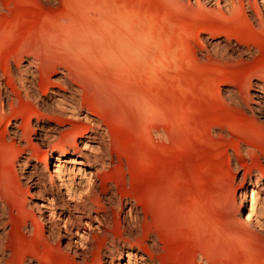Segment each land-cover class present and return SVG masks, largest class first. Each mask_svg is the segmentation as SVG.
I'll list each match as a JSON object with an SVG mask.
<instances>
[{
	"label": "rangeland",
	"instance_id": "374dc122",
	"mask_svg": "<svg viewBox=\"0 0 264 264\" xmlns=\"http://www.w3.org/2000/svg\"><path fill=\"white\" fill-rule=\"evenodd\" d=\"M202 1L0 0V55L11 60L19 54L46 55L73 71L98 72L102 68L93 53L102 52L96 46L99 38L108 46L124 48L127 72L98 74L117 95L132 99L124 111L135 121V134L125 126L123 143L149 167L148 176L136 177L138 196L153 205L166 225L176 215L190 222V238L179 240L175 250L190 252L196 264H206L201 254L215 257L218 264H264V231L239 226L237 213L242 175L252 169L247 181H254L261 166L249 157L237 162L233 152L234 141L264 145V126L250 111L258 94L253 79L262 77L264 85V32L219 13L214 2ZM225 33L239 36L254 53L240 60L208 59L198 52L196 42L187 46L190 36L223 39ZM157 52L167 54L168 61L152 75L140 60ZM43 77L54 83L59 74L47 71ZM244 96L247 105L241 100ZM50 97L48 104L55 106L59 97ZM151 125L160 129L163 139L151 136ZM2 151L0 136V171L9 172ZM256 153L264 165L263 156ZM15 170L20 177L17 164ZM30 195L19 197H26L30 205L39 202L31 190ZM16 224L13 214L8 244L13 251H25L35 241L40 223L30 233H21ZM64 244L60 240L61 247Z\"/></svg>",
	"mask_w": 264,
	"mask_h": 264
},
{
	"label": "bare ground",
	"instance_id": "6f19581e",
	"mask_svg": "<svg viewBox=\"0 0 264 264\" xmlns=\"http://www.w3.org/2000/svg\"><path fill=\"white\" fill-rule=\"evenodd\" d=\"M195 2L200 5L199 0ZM202 2H214L219 13L264 32V0ZM194 42L208 59L240 60L254 53L239 36L228 33L223 39L190 36L187 46ZM96 46L102 47V52L93 53L102 68L99 73L127 72L124 48L108 46L102 37ZM166 61L168 55L157 52L141 59L140 65L150 67L155 75ZM47 71L59 74L56 82L44 79ZM98 72L73 71L67 63L46 55L19 54L12 60L0 55V124L5 123L0 136L3 162L10 170L0 171V264H196L190 252L175 250L179 240L190 238V222L176 215L166 225L153 205L138 196L136 177L148 176L149 167L123 143L125 126L135 134L131 128L135 121L124 111L132 99L117 95ZM262 81V77L253 79L258 94L250 109L260 126H264ZM227 92L233 102L240 103L239 97ZM50 95L59 97L55 106L48 104ZM241 100L248 104V96ZM149 132L163 139L155 125ZM234 142L237 162L249 157L261 166L254 181H247L252 169L242 175L238 225L264 231V165L256 153L264 158V145ZM19 156L23 160L18 161ZM30 190L39 198L34 205L19 197H31ZM13 214L21 233L32 232L40 223L35 241L25 251H13L8 244ZM60 240H65L63 247ZM201 256L206 264H218L211 255Z\"/></svg>",
	"mask_w": 264,
	"mask_h": 264
}]
</instances>
